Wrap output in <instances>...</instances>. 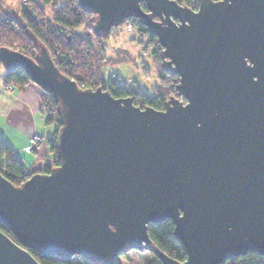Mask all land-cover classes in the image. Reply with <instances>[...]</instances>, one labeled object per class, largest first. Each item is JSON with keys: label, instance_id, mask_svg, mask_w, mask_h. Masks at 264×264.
Masks as SVG:
<instances>
[{"label": "water", "instance_id": "water-1", "mask_svg": "<svg viewBox=\"0 0 264 264\" xmlns=\"http://www.w3.org/2000/svg\"><path fill=\"white\" fill-rule=\"evenodd\" d=\"M145 3L146 9L142 4ZM95 35L136 18L179 76L164 110L82 89L47 50L0 47L59 101L60 161L16 186L0 172V264H40L27 250L110 262L133 250L162 264L264 256V0H79ZM171 220L187 259L161 251L149 224Z\"/></svg>", "mask_w": 264, "mask_h": 264}, {"label": "trees", "instance_id": "trees-1", "mask_svg": "<svg viewBox=\"0 0 264 264\" xmlns=\"http://www.w3.org/2000/svg\"><path fill=\"white\" fill-rule=\"evenodd\" d=\"M7 0H0V10L7 4ZM180 5H186L193 10L198 9V0H176ZM219 1V0H214ZM31 4H22L18 9L10 8L0 17V47H7L19 51L26 56L35 59L41 49H46L55 66L65 75L77 81L82 89L102 88L115 98L134 99V104L141 108L147 106L156 110H164L166 102L172 98H179L176 86L179 76L167 72L163 66V48L156 36L149 33L146 26L139 23L136 18L128 19L137 30V35L147 39L146 46L150 49L151 59L156 70L160 85L153 88L152 94L146 92L135 82L123 83L119 75L112 73L105 78L103 68L108 65L121 64L123 60L130 58L118 57L108 59L104 55V42L112 34H116L120 28L113 29L110 33L95 35L93 26L96 22L95 13L84 10L79 5V0H43L37 3L29 0ZM146 9L145 3L142 4ZM46 6H50L51 14L46 16ZM84 27L87 35H83L78 28ZM1 64V63H0ZM2 65V64H1ZM6 82L23 90L33 84L29 76L22 69L6 70ZM38 87V86H37ZM40 89L42 101V113L47 125L55 127L53 135L47 139V143L54 159L50 165L44 168L31 169L27 166L14 149L4 140L0 139V172L14 185L19 186L28 180L36 172H49L60 161L57 158L56 138L61 128L59 101L56 96ZM0 231L17 242L12 231L0 224ZM149 235L153 243L163 252L179 262L187 259L186 250L181 241L175 236L173 221L166 220L161 225L149 224ZM40 264H91L81 256L71 259H62L57 255H44L32 249H27ZM148 253V252H147ZM151 258L145 264H162L152 253ZM103 264H121L119 258ZM223 264H264V256L255 252H249L244 256L234 257Z\"/></svg>", "mask_w": 264, "mask_h": 264}, {"label": "crops", "instance_id": "crops-1", "mask_svg": "<svg viewBox=\"0 0 264 264\" xmlns=\"http://www.w3.org/2000/svg\"><path fill=\"white\" fill-rule=\"evenodd\" d=\"M8 1L0 10L1 15L10 8L18 9L22 6L21 0L19 7H16L15 2ZM34 1L42 3L43 0ZM5 78L6 69L0 64V139L14 149L32 170L44 168L54 159L47 143V139L53 135L54 128L45 122L40 89L31 84L23 90L18 88L9 90L5 86ZM26 149L32 151L27 153Z\"/></svg>", "mask_w": 264, "mask_h": 264}, {"label": "rangeland", "instance_id": "rangeland-1", "mask_svg": "<svg viewBox=\"0 0 264 264\" xmlns=\"http://www.w3.org/2000/svg\"><path fill=\"white\" fill-rule=\"evenodd\" d=\"M11 1L15 2L14 4L16 7H19L22 2V0L21 2L20 0ZM11 1L9 0L8 2L10 3ZM27 4L31 3L28 2ZM43 9L45 10L46 16H50V6H46ZM122 29L123 28H121L116 34H112L110 36L111 38L109 37L110 40L109 38L105 40L104 55L108 59H113L118 57V53L120 52L121 55L123 53L122 57L126 56L130 58V60H123V63L121 64L105 66L102 74L107 78L112 73H115L119 75L121 82H127L129 84L135 82L146 92L152 94V90H154L153 88H157L160 85V80L157 78L156 70L151 59L150 49H148L145 44L147 39L143 36L137 35V31L128 33L125 29ZM78 31L83 35L88 34V31L84 27L78 28ZM127 35L128 37H126ZM5 86L7 88L6 83ZM53 128L55 129L54 126ZM51 163L52 161H50V164ZM149 258H151L149 252H140L137 250L119 256L121 264H145Z\"/></svg>", "mask_w": 264, "mask_h": 264}, {"label": "built area", "instance_id": "built-area-1", "mask_svg": "<svg viewBox=\"0 0 264 264\" xmlns=\"http://www.w3.org/2000/svg\"><path fill=\"white\" fill-rule=\"evenodd\" d=\"M23 4H27L29 1L28 0H22ZM123 29H125L127 32H134V31H137L136 28H135V25L130 22V21H126L124 24H123ZM7 88L10 89V90H13L15 89V86L11 83H7ZM35 140V139H34ZM32 151V149H26V152L27 153H30Z\"/></svg>", "mask_w": 264, "mask_h": 264}, {"label": "flooded vegetation", "instance_id": "flooded-vegetation-1", "mask_svg": "<svg viewBox=\"0 0 264 264\" xmlns=\"http://www.w3.org/2000/svg\"><path fill=\"white\" fill-rule=\"evenodd\" d=\"M142 6H143V5H142ZM143 8H144V7H143ZM125 22H126V21H125ZM125 22H124V23H125ZM124 23H123V24H124ZM118 28H120V29H119V31H120V30H121V28H123V25H122V26H120V27H118ZM122 30H123V29H122ZM119 31H118V32H119Z\"/></svg>", "mask_w": 264, "mask_h": 264}]
</instances>
